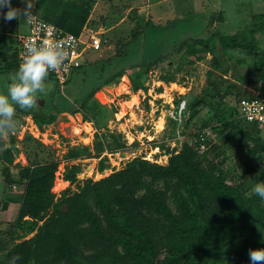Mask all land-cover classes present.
<instances>
[{
  "label": "trees",
  "instance_id": "1",
  "mask_svg": "<svg viewBox=\"0 0 264 264\" xmlns=\"http://www.w3.org/2000/svg\"><path fill=\"white\" fill-rule=\"evenodd\" d=\"M89 1L36 0L32 12L78 35L88 22ZM12 6L15 7L13 3ZM0 18L3 20L2 13ZM14 21H7L10 30L14 29ZM149 23L146 20L145 24ZM263 31L264 11L253 14L248 25L235 34L213 32L205 38H189L179 42L173 51H181L189 61L199 60L201 54L212 51L215 37L222 55H243L235 61L247 64V71L225 85L213 86L214 96L222 99L231 94L236 83L253 75L261 83L260 91L241 96L237 90V102L240 97L264 95V48L255 38L256 33ZM136 35L133 32L130 40ZM4 41L5 35L0 32V43ZM161 60L162 57L156 58L153 65ZM9 61V66L18 69L16 51ZM121 74L119 71L116 75ZM47 79L52 80L49 75ZM160 79L173 81L171 76ZM135 88L140 87L134 85ZM94 92H89L82 103ZM45 110L34 107L25 110L24 115H30L41 126L55 117V113ZM215 119L218 127L228 129L226 140L239 134L237 147L250 143L244 149L248 159L264 155V140L239 125L257 124L238 118L235 108L227 118L216 115ZM202 142L196 139L193 145L182 142L177 150L165 148L168 156L164 164L134 157L120 169L97 180L85 179L75 190L58 194L53 186L57 160L45 159L19 167L17 180L23 190L14 221L8 230L0 231V264H11L14 256L20 257L16 264H230L234 260L250 264L249 249L264 248L263 199L255 193L246 194L240 183H230L221 168L223 159H200L196 148ZM108 147L107 144L105 148ZM111 152L108 150L99 159L98 172L105 168ZM0 155L5 162L10 161V151L3 147L2 139ZM83 155L90 157L86 147L70 148L66 159L86 158ZM97 156L99 153L94 155ZM78 170L77 164L66 166L63 180L75 181ZM249 171L255 172L252 168ZM1 176L5 184L13 182L7 166L1 169ZM6 206L0 204V210Z\"/></svg>",
  "mask_w": 264,
  "mask_h": 264
},
{
  "label": "rangeland",
  "instance_id": "2",
  "mask_svg": "<svg viewBox=\"0 0 264 264\" xmlns=\"http://www.w3.org/2000/svg\"><path fill=\"white\" fill-rule=\"evenodd\" d=\"M98 1L101 15L95 16L90 26L87 23L89 30H84L82 38L89 31L97 33L101 40L100 49L85 50L81 67L61 89L47 79L46 93H38L41 97L39 100L43 101L40 105L38 100L35 108L55 113L54 119L42 125L44 129L39 138H32L27 133L20 138L25 110H17L15 132L2 139L3 147L10 151L11 158L5 162L0 155V204H7L5 209L0 210L1 232L14 221L19 206L23 186L17 180L18 168L45 159L58 161L53 183L58 194L66 189L75 190L85 179L97 180L112 170L120 169L134 157L164 164L168 156L165 148L177 150L182 142L193 145L202 135L204 140L196 148L200 159L204 156L217 161L223 159L221 168L230 183H240L243 191L251 194L256 183L264 182L263 153L248 159L244 149L250 143L237 147L239 134L226 140L224 134L228 129L218 127L215 119L216 115L227 118L230 111L237 108L235 91L238 90L241 96L258 94L260 91L261 83L249 75L243 83H236L230 95L220 99L213 94L214 84L225 85L234 81V76L247 71V64H237L235 61L244 56L238 53L232 54L231 58L222 55L215 37L212 51L201 54L199 60L189 61V58L182 57L181 51H173L179 42L189 38H205L213 32L235 34L248 25L253 14L264 11V0H134V9L124 13V21L114 28L113 33L105 34L97 32V26L115 23L122 18L124 7L132 2ZM12 3L17 8H23L22 0H12ZM146 20L150 23L145 24ZM22 30H25L23 26ZM135 31L137 35L130 40ZM255 38L257 44L264 48V31L256 33ZM158 57H162V60L153 65ZM149 64L153 66L146 69ZM119 71L122 74L117 76ZM11 76H7L9 82ZM163 76H171L173 81H161L163 85L158 86ZM2 79L5 83V78ZM122 79L125 85L117 91L118 82ZM134 85L140 88L134 89ZM92 90H95L93 96L82 103V99ZM128 100L130 102H126ZM175 103L179 106L185 103L184 118L193 112L178 128L173 119ZM51 106L61 111H55ZM127 107L131 111L129 116ZM82 119L92 122L95 128L101 126L99 128L103 130L90 139L87 127L80 124ZM73 124L78 125L77 129H73ZM149 125L156 132L155 139H152L150 131L142 132L143 129H151ZM239 125L245 130L251 129L253 135L264 140V123L256 127ZM218 130L220 133H217ZM49 131L64 137H61L62 144L54 138H46L45 133ZM107 144L108 149L105 148ZM81 147L87 148L90 157L83 155L86 158L66 159L68 149ZM108 150L112 152L107 155L105 168L98 172V161ZM120 152L123 154L120 155ZM98 153L99 156L94 157ZM71 164H77L79 170L75 173V181L69 183L62 177L65 167ZM3 166L9 168L12 183H3ZM251 168L255 172H250ZM230 264L242 262L234 260Z\"/></svg>",
  "mask_w": 264,
  "mask_h": 264
},
{
  "label": "clouds",
  "instance_id": "3",
  "mask_svg": "<svg viewBox=\"0 0 264 264\" xmlns=\"http://www.w3.org/2000/svg\"><path fill=\"white\" fill-rule=\"evenodd\" d=\"M23 8L12 6V0H0V13L5 21L11 22L17 19L29 20L36 0H22ZM7 11H3L4 9ZM26 52L18 70L10 77L6 85V91L0 93V139L7 138L16 130L17 122L14 119L17 107L22 110H30L37 106L41 98L39 94H45L47 85L45 81L50 71L61 68L68 57L65 44L58 41L45 39L40 44L29 42L25 45ZM184 105H181L183 108ZM178 119V115H173ZM252 191L264 199V182L256 183ZM248 258L250 264H264V248L249 249ZM20 259L14 256L11 264H16Z\"/></svg>",
  "mask_w": 264,
  "mask_h": 264
},
{
  "label": "built area",
  "instance_id": "4",
  "mask_svg": "<svg viewBox=\"0 0 264 264\" xmlns=\"http://www.w3.org/2000/svg\"><path fill=\"white\" fill-rule=\"evenodd\" d=\"M23 22L25 30L16 34V67L18 68L19 64L22 62L23 56L26 52L25 45L27 43L34 42L36 44H40L45 39L64 43L66 50L68 51V57L59 70L49 72V76L59 89H61L62 86L70 79V76L80 68L86 49H90L92 51L100 49L101 40L97 36V33L89 31V34L82 38L84 29H82L83 31L81 30L78 35H74L68 31H64L53 23L42 19L33 12L31 14V18L29 20L23 19ZM184 104L185 103H183V105ZM177 106L178 112L176 111L174 114L178 115V119H175L177 122L176 127L178 128L180 123L184 121L185 118L182 116L184 107L181 108V106ZM236 111L238 118H241L246 122L255 123L258 126L262 125L264 123V95L250 98L240 97L237 101ZM23 121L24 124L21 126L20 138L23 137L24 133H27L32 138H39L38 136L42 135V130L44 128L42 125L38 126L35 124L30 115H25L23 117ZM81 122L82 123L80 124L85 125V128L87 127L88 130L86 132L88 133L90 139L103 130L101 128H95L90 121L82 119ZM33 132H35V135ZM45 137L50 139L54 138L59 141L60 144H62V138H64L62 136L58 137V135L56 133H52V131L45 133ZM197 140L203 141L204 137L199 135ZM67 145L68 144L66 142V146ZM56 178L57 177H55V179Z\"/></svg>",
  "mask_w": 264,
  "mask_h": 264
},
{
  "label": "crops",
  "instance_id": "5",
  "mask_svg": "<svg viewBox=\"0 0 264 264\" xmlns=\"http://www.w3.org/2000/svg\"><path fill=\"white\" fill-rule=\"evenodd\" d=\"M99 2L100 1H98V0H92L91 2H90V9H89V18H88V26H90V24L91 23H93V21H92V19L95 17V16H100L101 14H100V10H98L99 9V7H101V5L99 4ZM131 2H132V4H127V6L126 7H124V11L122 12V18H119L115 23H113V24H111V25H98L97 26V32H99V33H103V34H105V33H107V32H111L112 31V33L114 32V28L115 27H117V26H119L123 21H124V19L126 18L125 16V14L124 13H127V11H129V10H132V9H134V5H133V3H134V0H131ZM95 9H97L96 11H95ZM104 16V15H103ZM15 22V26H14V29H11L10 30V28H11V25L7 22V21H3L1 18H0V32L1 33H4V35H5V41L3 42V43H0V91H2V90H6V84H8V79H7V76H11L12 75V73H15L18 69H15V68H13V67H11V66H9L7 63L8 62H10L9 60H10V56L12 55V53L14 52V51H16V34L17 33H20V32H22L23 30H22V26L24 27V22H23V18L22 19H17L16 21H14ZM87 26V24L85 25V26H83L82 27V29H86V30H89V27ZM88 28V29H87ZM81 29V30H82ZM10 30V31H9ZM83 31V30H82ZM124 76H127L126 74H124ZM2 77L3 78H5V83H3V79H2ZM128 80V79H127ZM117 81V79L115 80V81H112L111 83L112 84H114L115 82ZM123 82H125V80L124 79H122V81H120V82H118V84H119V86L120 85H125ZM163 82V81H162ZM161 82V80H160V83L158 82V86H160V85H163V83ZM102 84H104V83H102ZM129 85V84H128ZM118 86V87H119ZM157 86V87H158ZM100 88V87H99ZM126 102H130L129 100L128 101H126ZM120 108V107H119ZM127 114H128V116H129V114H130V108H128L127 107ZM120 112V111H119ZM126 114V115H127ZM116 115V114H115ZM159 119V118H158ZM129 123V122H128ZM131 123V122H130ZM149 123V122H148ZM155 125V124H154ZM73 129L74 128H76L77 129V126L75 125V124H73ZM43 127V126H42ZM99 127H101V126H99ZM149 128H151V129H148V130H146V129H143V131L142 132H147V131H150V133L152 134V139L154 138H156L157 136H156V132H153L152 131V127L149 125ZM143 134V133H142ZM143 135H145V134H143ZM148 137H150V136H148ZM155 147V146H154ZM159 149H161L160 148V146L158 147ZM64 182H66V181H64ZM0 256H1V254H0Z\"/></svg>",
  "mask_w": 264,
  "mask_h": 264
},
{
  "label": "water",
  "instance_id": "6",
  "mask_svg": "<svg viewBox=\"0 0 264 264\" xmlns=\"http://www.w3.org/2000/svg\"><path fill=\"white\" fill-rule=\"evenodd\" d=\"M42 101L43 100H39V104L41 105L42 104ZM43 125H46V124H43ZM123 154V152H120V155H122Z\"/></svg>",
  "mask_w": 264,
  "mask_h": 264
},
{
  "label": "bare ground",
  "instance_id": "7",
  "mask_svg": "<svg viewBox=\"0 0 264 264\" xmlns=\"http://www.w3.org/2000/svg\"><path fill=\"white\" fill-rule=\"evenodd\" d=\"M121 88H123V85H120L117 89V91H119ZM124 90V89H123ZM129 108V107H128Z\"/></svg>",
  "mask_w": 264,
  "mask_h": 264
}]
</instances>
